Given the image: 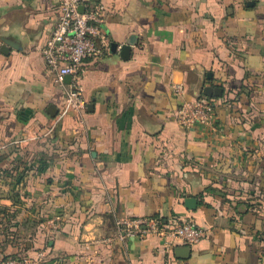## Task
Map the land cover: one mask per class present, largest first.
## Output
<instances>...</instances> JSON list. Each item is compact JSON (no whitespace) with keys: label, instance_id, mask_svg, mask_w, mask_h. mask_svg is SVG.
Here are the masks:
<instances>
[{"label":"crops","instance_id":"crops-1","mask_svg":"<svg viewBox=\"0 0 264 264\" xmlns=\"http://www.w3.org/2000/svg\"><path fill=\"white\" fill-rule=\"evenodd\" d=\"M98 4L108 51L83 65L79 116L42 55L58 0H0V264H264V0ZM208 86L217 121L185 129ZM134 217L207 236L120 237Z\"/></svg>","mask_w":264,"mask_h":264},{"label":"built area","instance_id":"built-area-1","mask_svg":"<svg viewBox=\"0 0 264 264\" xmlns=\"http://www.w3.org/2000/svg\"><path fill=\"white\" fill-rule=\"evenodd\" d=\"M57 11L58 21L42 48V55L56 83L65 87L63 115L76 113L83 116L87 109L81 85L83 65L89 58L103 56L108 51L102 30L106 8L102 4L91 6L90 0H58ZM68 76L71 82L66 84ZM185 90L183 84L173 86L176 96H183ZM177 120L185 129L214 124L217 121L216 100L204 95L185 100L177 110ZM80 124H84V119ZM117 226L122 238L155 235L167 239L180 238L185 244L192 245L207 236V230L193 221H165L159 217L122 218ZM46 257L45 251L40 252L36 260L17 255L6 260L5 264H40Z\"/></svg>","mask_w":264,"mask_h":264},{"label":"water","instance_id":"water-1","mask_svg":"<svg viewBox=\"0 0 264 264\" xmlns=\"http://www.w3.org/2000/svg\"><path fill=\"white\" fill-rule=\"evenodd\" d=\"M129 49H130V47L128 45H125L123 47V51L124 52L128 51ZM66 81L70 82L71 81V77L70 76L66 77ZM220 91H221L220 88H215V87H212V86H208V87L205 88L204 94H205V96L212 97L213 95H217V94L219 95ZM200 96H202V95H200ZM196 97H199V96H196ZM56 112H57V109L54 110L52 112V114H55ZM185 202H186V204H187L189 209H196L197 208L198 201H197V199L195 197H189V198L186 199ZM186 248H189V247H186Z\"/></svg>","mask_w":264,"mask_h":264},{"label":"trees","instance_id":"trees-1","mask_svg":"<svg viewBox=\"0 0 264 264\" xmlns=\"http://www.w3.org/2000/svg\"><path fill=\"white\" fill-rule=\"evenodd\" d=\"M12 257H13V258H15V257H16V255H14V256H12ZM12 257H11V258H12Z\"/></svg>","mask_w":264,"mask_h":264}]
</instances>
